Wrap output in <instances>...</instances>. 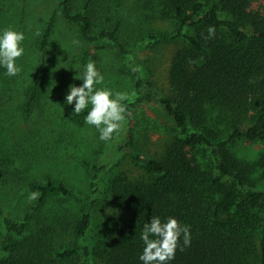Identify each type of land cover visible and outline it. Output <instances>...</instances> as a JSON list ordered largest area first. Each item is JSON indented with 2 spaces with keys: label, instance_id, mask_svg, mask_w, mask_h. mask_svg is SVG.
<instances>
[{
  "label": "trees",
  "instance_id": "1",
  "mask_svg": "<svg viewBox=\"0 0 264 264\" xmlns=\"http://www.w3.org/2000/svg\"><path fill=\"white\" fill-rule=\"evenodd\" d=\"M255 1L139 0L135 9L131 7L144 16H151L148 12H152L170 20L174 34L160 33L158 37L184 43L171 62L169 93L157 98L181 137L163 155L151 157L132 151L127 128L115 133L112 145L118 144L119 150L131 153L142 172L134 178L115 176L110 183L121 218L115 234L94 248L88 236L94 227L92 207L97 199L90 204L92 207H82L66 219L67 230L83 244L55 247L45 231L41 213L55 198L75 197V190L64 182H56L49 174L35 177L28 190L38 192L39 197L14 216L3 202L16 181L11 177L0 180V187L8 184V188L0 189V264H143L139 260L144 247L141 233L152 216L162 222L171 216L190 227V246L183 251L178 247L169 264H264V188L259 186L264 183V153L250 161L241 150L245 145L264 141V14L253 10ZM106 2L58 0L56 12L48 16L34 41L42 55L31 83L27 87L23 83V92L16 95L14 84L21 83V74H0V130L8 133L7 121L15 122L13 113L19 111L29 124L28 138L35 145L41 142L48 148L44 150L48 155L41 154L44 158L54 157L60 150L78 153L93 135L85 123L90 106L80 114L71 112L66 117L73 124L71 131L52 125L40 113L45 111L41 106L44 100L48 101V87L56 83L50 78L47 54L58 31V13L78 28L84 41H108L123 54L133 51L121 41V36L123 27L127 29L140 17L133 22L126 17L115 28L103 27L94 34L93 18L101 14L102 3ZM132 16L135 18V13ZM209 26L216 29L212 39L206 38ZM146 33L142 29L133 37L140 40ZM84 54L86 58L90 55L89 51ZM95 58L99 56L96 54ZM87 62L84 59V65ZM16 64L22 67L18 59ZM123 103L126 113L132 115L140 106V100ZM10 127L14 128L12 124ZM5 149L0 144L4 155ZM199 149L204 155L196 154ZM41 151L37 149L36 154ZM83 164L94 173L93 187L99 186L110 172L109 164ZM4 167L0 157V179ZM258 172L260 175L256 176ZM49 212L53 217L51 209ZM56 228L61 229L58 225ZM180 246L183 247L182 237Z\"/></svg>",
  "mask_w": 264,
  "mask_h": 264
},
{
  "label": "rangeland",
  "instance_id": "2",
  "mask_svg": "<svg viewBox=\"0 0 264 264\" xmlns=\"http://www.w3.org/2000/svg\"><path fill=\"white\" fill-rule=\"evenodd\" d=\"M137 1L139 0H123L119 3V0H107L106 3H102L104 10L101 14L93 18L96 35L103 27L115 28L126 17L131 22L140 17L137 23H129L127 29L123 27L121 41L133 50L130 54L121 53L116 44L108 41L96 43L84 41L80 38L78 28L63 20L61 13H58V31L47 54V62L52 71L50 78L56 83L48 87L50 88L47 92L48 101L44 100L41 106L45 111L40 113L52 125L57 124L61 130H73L71 126L73 124L66 121V117L74 112V104L66 103V95L70 85H82L83 82L78 79L84 69L82 67L84 59L88 62L94 61L97 70L104 76L103 84L97 87H106L113 93H127L129 96L127 100L131 102L140 100L138 111L133 115L126 113L121 127L123 130L127 128L132 140V151L145 156L159 157L165 153L169 145L181 137L180 130L157 98L165 97L169 93L171 62L184 43L159 38L160 33L173 35L174 24L170 20L162 19L158 13L154 15L148 12L151 16L147 17L133 11ZM57 8L58 0H0V34L4 29L11 27L13 30L23 32L25 36L21 45L24 54L18 58L20 62L22 61L21 75L18 76L21 83L14 84L16 95L23 92V83L25 87L31 83L32 76L38 69L42 54L34 41L41 33L48 16L56 12ZM253 10L264 14V0H256ZM132 13H135V18ZM128 21L126 20V23ZM142 29L147 33L142 39L137 40L133 36ZM86 51L90 53L88 58L84 54ZM96 54L99 59L95 58ZM134 68H139V71H133ZM4 73L6 69L0 68V74ZM1 90L0 87V92ZM14 107H17V104L16 106L14 104ZM13 116L15 122L9 120L6 124L9 132L3 133V128L0 130V144L3 149H7L4 150L7 155L0 152L6 166L2 170L0 180L5 181L11 177L16 181L12 182L7 198L3 202L8 213L19 215L26 207H30V204L33 205V201L28 200L29 182L35 177L49 174L56 182H64L76 193V196L69 200L60 197L53 199L41 213L45 231L50 235L55 247H80L83 244L82 240H78L67 230L66 219L82 207H92L90 204L95 199L97 204L92 207L95 222L89 233L88 242L94 248L100 241L115 234L121 213L115 206L110 183L115 176L125 175L134 178L142 172L134 163L131 153L119 150L116 143V146L112 145L115 133L110 142L101 141L96 128L88 125V133L93 134L91 142L82 146L78 153H68L58 148L59 154L44 158L41 154L48 148L41 142L35 145L36 143L28 138L26 130L29 129V124L19 111H14ZM10 124L14 128H11ZM245 146L246 148L241 150L247 160L256 161L264 153V141ZM37 149L42 150L40 154L38 152L36 154ZM196 154L202 156L204 152L199 149ZM84 161L109 164L110 172L99 181V186H91L94 173L83 164ZM257 175L260 173H256ZM7 186L5 182L0 189L8 188ZM259 186L264 188V183L260 182ZM49 209L52 210L53 217ZM57 225L61 229L56 228Z\"/></svg>",
  "mask_w": 264,
  "mask_h": 264
},
{
  "label": "clouds",
  "instance_id": "3",
  "mask_svg": "<svg viewBox=\"0 0 264 264\" xmlns=\"http://www.w3.org/2000/svg\"><path fill=\"white\" fill-rule=\"evenodd\" d=\"M215 32V26H209L206 38H214ZM24 40V33L11 27L4 29L0 34V67L6 69V75L10 77L18 75L21 71L16 60L24 54V48L21 46ZM133 71H139V68H134ZM78 80L83 82L82 85L69 86L66 103L74 104L75 114H80L90 106L85 123L96 128L101 141L111 140L113 134L119 132L126 118L127 106L123 101L129 99L128 94L113 93L106 87H97L103 84L104 76L97 70L94 61L84 65ZM39 195L38 192H31L28 200L34 201ZM181 237L183 247L180 246ZM141 240L144 247L139 260L143 264H169L174 259L178 247L183 251L185 247L190 246V227L181 225L171 216L164 222L158 216H152L150 222L143 226Z\"/></svg>",
  "mask_w": 264,
  "mask_h": 264
}]
</instances>
